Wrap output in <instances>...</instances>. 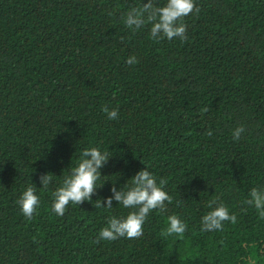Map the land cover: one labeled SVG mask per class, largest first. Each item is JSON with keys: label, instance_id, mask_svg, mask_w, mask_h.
<instances>
[{"label": "trees", "instance_id": "obj_1", "mask_svg": "<svg viewBox=\"0 0 264 264\" xmlns=\"http://www.w3.org/2000/svg\"><path fill=\"white\" fill-rule=\"evenodd\" d=\"M146 2L0 0V264H264V219L245 203L264 187V0H196L186 41L127 28L125 13ZM91 147L111 156L104 184L59 216L52 193ZM145 167L172 203L150 212L141 237L96 243L131 209L95 200ZM30 184L41 202L28 219L17 202ZM217 196L237 222L202 232ZM173 214L183 237L161 235Z\"/></svg>", "mask_w": 264, "mask_h": 264}, {"label": "clouds", "instance_id": "obj_2", "mask_svg": "<svg viewBox=\"0 0 264 264\" xmlns=\"http://www.w3.org/2000/svg\"><path fill=\"white\" fill-rule=\"evenodd\" d=\"M195 11L197 14L200 8L196 0H166L160 5L158 0H147L140 6L131 7L124 15L123 22L127 28L137 31L146 24H150V36L154 41L164 38L172 40L180 38L186 41L187 25L183 22L184 17ZM111 15V13H109ZM129 65L138 63L135 56L126 61ZM102 111L107 114L108 119L118 118V108L111 110L107 105L102 106ZM246 129L243 125L233 130V138L239 140ZM207 135L211 136L209 130ZM111 156L107 151H101L98 147L85 148L81 153V159L77 166L71 167L70 173L65 175L61 186L53 193L52 210L59 216L65 214L67 206L71 204L81 205L84 201H92L93 194L97 188L104 183L97 185L101 179L100 169L107 163ZM53 173L48 172L40 176L42 189H46L53 181ZM167 180L158 178L147 167L138 171L129 179L121 189L114 186L111 189L112 195L104 199L95 200L94 207L111 208L113 200L124 208L131 209L126 217L111 216L107 225L103 227L96 239L115 241L119 238L137 239L143 235L144 224L153 210L165 212L167 204L172 203L173 197L166 190ZM40 196L37 194V186L30 184L22 193L18 204L25 217L31 219L40 205ZM179 204V202H177ZM247 205L253 206L261 219H264V187H253L249 192V198L245 201ZM207 211L201 217V231L214 232L222 231L225 222L235 224L237 216L231 213L229 206L219 196L208 201ZM168 226L162 229V236L177 235L183 237L188 228L185 220L178 215H170L167 219ZM247 264H255L254 259H249Z\"/></svg>", "mask_w": 264, "mask_h": 264}]
</instances>
